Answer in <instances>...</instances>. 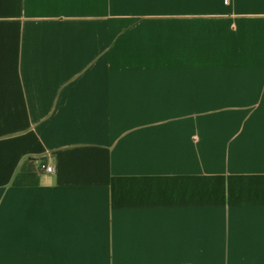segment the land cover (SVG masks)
I'll use <instances>...</instances> for the list:
<instances>
[{"label": "crops", "instance_id": "1", "mask_svg": "<svg viewBox=\"0 0 264 264\" xmlns=\"http://www.w3.org/2000/svg\"><path fill=\"white\" fill-rule=\"evenodd\" d=\"M0 264H264V0H0Z\"/></svg>", "mask_w": 264, "mask_h": 264}, {"label": "built area", "instance_id": "2", "mask_svg": "<svg viewBox=\"0 0 264 264\" xmlns=\"http://www.w3.org/2000/svg\"><path fill=\"white\" fill-rule=\"evenodd\" d=\"M39 168H40L41 170H43L44 172H46V173H53V171H54L53 166L50 165V164H47V163H41V164L39 165Z\"/></svg>", "mask_w": 264, "mask_h": 264}]
</instances>
